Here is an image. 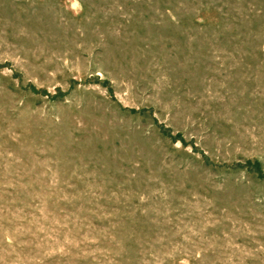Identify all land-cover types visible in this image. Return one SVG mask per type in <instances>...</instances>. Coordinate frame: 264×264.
Instances as JSON below:
<instances>
[{"label": "rangeland", "instance_id": "1", "mask_svg": "<svg viewBox=\"0 0 264 264\" xmlns=\"http://www.w3.org/2000/svg\"><path fill=\"white\" fill-rule=\"evenodd\" d=\"M0 264H264V0H0Z\"/></svg>", "mask_w": 264, "mask_h": 264}]
</instances>
